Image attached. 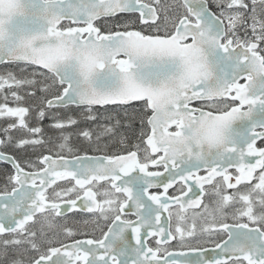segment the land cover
I'll return each instance as SVG.
<instances>
[{"label":"snow or ice","instance_id":"snow-or-ice-1","mask_svg":"<svg viewBox=\"0 0 264 264\" xmlns=\"http://www.w3.org/2000/svg\"><path fill=\"white\" fill-rule=\"evenodd\" d=\"M0 65V264H264V0H0Z\"/></svg>","mask_w":264,"mask_h":264},{"label":"rangeland","instance_id":"rangeland-1","mask_svg":"<svg viewBox=\"0 0 264 264\" xmlns=\"http://www.w3.org/2000/svg\"><path fill=\"white\" fill-rule=\"evenodd\" d=\"M213 10H215L213 8ZM5 69H13L14 70V66H5V65H1L0 66V72H3L5 71ZM19 75V73H17ZM4 95H8V100H7V103H8V106L10 107H15L16 104L13 102V99L12 97L8 94V90L5 89L3 94H0V103H4V99H3V96ZM21 95H24L23 92H21ZM31 102L26 100L24 102V106H29ZM60 112H67L68 110H58ZM74 115H76V113H73ZM26 120H28L31 124H35L36 121L34 119V116H29V117H26ZM81 121H82V117H81ZM10 122V119L9 118H0V129L4 128L7 126V124ZM48 121H44L43 122V128H44V139L45 140H48L49 136H54V133L53 131L48 127ZM88 124L91 125L92 129L93 130H96L97 129V124L96 123H93V122H88ZM99 124L101 126H104L106 125L105 123L101 122V120L99 121ZM82 125H83V121H82ZM125 134V131H123V129H121L120 131H117L116 130V135H115V141H116V144L118 145V141L120 139L121 136H124ZM0 135H2V133H0ZM12 135L14 137L16 136H22V135H27L26 133H23V132H20V131H17V130H13L12 132ZM73 144L76 146V147H79V145L77 144V138L75 136H73ZM9 153L11 154H14L16 155L17 157H19L21 160H25V159H36V156L39 154V153H34L31 148L28 149V151L26 152H19L15 149H8L7 150ZM44 153H49L47 150H42ZM55 151H57V149H55L53 147L52 149V153L55 154ZM4 178V174L3 172L1 171V168H0V185L2 183H4L3 181H1L2 179ZM54 223H56L57 225V229H61L62 227H70V225L68 224L67 221H65L64 219H58L56 218V220L54 221ZM36 230L39 231L41 225L39 223L36 224ZM60 237L63 238V232L61 231L60 232Z\"/></svg>","mask_w":264,"mask_h":264},{"label":"flooded vegetation","instance_id":"flooded-vegetation-1","mask_svg":"<svg viewBox=\"0 0 264 264\" xmlns=\"http://www.w3.org/2000/svg\"><path fill=\"white\" fill-rule=\"evenodd\" d=\"M71 107L73 109L75 108V106H71ZM60 110H65V109H60ZM101 122L105 123L108 126L115 124L114 119L109 121L107 119L102 118ZM133 128L136 129V134L138 135L139 134V128H140L139 121H137L133 125ZM121 129H123V131H125L124 135L132 136V132H130L127 129L126 125L122 124L116 130L120 131ZM114 147H119V145L115 144ZM9 154H11V153H9ZM80 154H82V153H80ZM88 154H100V153H93V152L90 153L89 152ZM11 155H14V154H11ZM14 156H16V155H14ZM17 158L20 159L19 157H17ZM32 160H35V159H32ZM0 168L4 174V178L1 180L4 183H2L0 185V192H3L6 185L8 186L9 190L11 189V185H8V181H7V173L11 172V167L7 164H3L0 162ZM61 183H64V182H61ZM206 187H208V186H206ZM153 191H155V189H153ZM203 199H204V203H210V197L209 196H205ZM192 211L193 210H189V213L191 214ZM195 211H199V209H197ZM58 219H61V218H58ZM63 219L65 221H67L68 224L70 225V227L73 228L74 230L81 232V233H87L89 236L95 235L98 237L101 234V228H103V230H105V231L107 230L105 221L96 220V222L93 223L94 217H93V214H91V213H87V212L68 213ZM85 221H88V223H85ZM229 222H231V221H229ZM76 238L81 239L84 237L83 236H77ZM209 247H211V245H209ZM176 250H179V249L177 248Z\"/></svg>","mask_w":264,"mask_h":264},{"label":"water","instance_id":"water-1","mask_svg":"<svg viewBox=\"0 0 264 264\" xmlns=\"http://www.w3.org/2000/svg\"><path fill=\"white\" fill-rule=\"evenodd\" d=\"M2 162V161H1ZM3 163H5V162H3Z\"/></svg>","mask_w":264,"mask_h":264}]
</instances>
